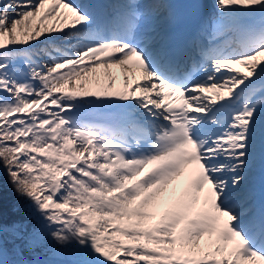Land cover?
<instances>
[{"label": "snow or ice", "instance_id": "obj_1", "mask_svg": "<svg viewBox=\"0 0 264 264\" xmlns=\"http://www.w3.org/2000/svg\"><path fill=\"white\" fill-rule=\"evenodd\" d=\"M202 8L0 0V264H264V0Z\"/></svg>", "mask_w": 264, "mask_h": 264}, {"label": "bare ground", "instance_id": "obj_2", "mask_svg": "<svg viewBox=\"0 0 264 264\" xmlns=\"http://www.w3.org/2000/svg\"><path fill=\"white\" fill-rule=\"evenodd\" d=\"M256 178H257V180L259 179V175H258V172H257V174H256Z\"/></svg>", "mask_w": 264, "mask_h": 264}]
</instances>
